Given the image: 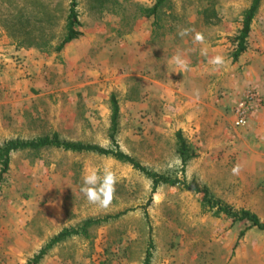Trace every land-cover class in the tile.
I'll return each mask as SVG.
<instances>
[{"label":"rangeland","instance_id":"1","mask_svg":"<svg viewBox=\"0 0 264 264\" xmlns=\"http://www.w3.org/2000/svg\"><path fill=\"white\" fill-rule=\"evenodd\" d=\"M155 1L76 0L80 35L57 50L69 0H0V145L55 132L110 148L113 95L120 151L181 178L180 132L194 154L186 180L264 222V0L235 59L251 0H166L153 24L141 8ZM94 173L109 174L96 197L103 206L81 192ZM123 211L56 244L39 264H142L149 241V264H264V231L213 214L199 194L166 185L153 193L127 163L55 148L10 154L0 264H25L61 229Z\"/></svg>","mask_w":264,"mask_h":264},{"label":"trees","instance_id":"2","mask_svg":"<svg viewBox=\"0 0 264 264\" xmlns=\"http://www.w3.org/2000/svg\"><path fill=\"white\" fill-rule=\"evenodd\" d=\"M166 0H156L151 7L141 8V13L146 18L152 17L153 24H156L157 14ZM261 0H251L249 6L244 10L241 20V28L238 31V35L235 37L236 49L233 53L235 59L245 50V41L250 31L251 22L259 8ZM76 0H69L65 26L64 36L57 46V50L63 48L64 45L76 40L80 35V32L76 30L75 26L78 24L77 12H76ZM118 119V106L115 97H110V133L109 137L112 143V147L104 148L95 144L73 142L61 139L57 133L53 132L50 135H44L42 137L34 139H9L4 141L0 145V181L2 176L6 173L9 165L10 154L20 150H38L43 148H55L62 151H68L73 153H95L98 155L109 156L123 163L131 165L134 169L141 172L146 178L151 181V192L162 185L177 186L185 191H191L201 196V204L208 210H212L213 214L230 219L232 222L245 221L250 227H254L258 230L264 231V222H261L259 218L248 210H234L231 206L214 199L205 186H199L194 180L187 181L184 177L185 167L187 162L194 157L193 151L189 150V146L181 136L180 132L176 133V153L179 158L180 174L181 178L173 177L164 173H156L150 171L134 158L120 151L116 145L114 136L117 130ZM126 211L119 212L115 215H108L97 219H87L81 225L71 228H63L57 234L49 239V241L40 248L25 264H39L41 259L47 254V252L56 244L74 236H85L87 229L92 226L101 225L107 223L109 220L115 219ZM152 242L149 241L147 250L145 251L142 264H149L152 251Z\"/></svg>","mask_w":264,"mask_h":264},{"label":"clouds","instance_id":"3","mask_svg":"<svg viewBox=\"0 0 264 264\" xmlns=\"http://www.w3.org/2000/svg\"><path fill=\"white\" fill-rule=\"evenodd\" d=\"M186 33H187V30H184V33L182 34H186ZM195 40L198 42L203 41L202 34H197L195 37ZM173 60L177 63L178 66L183 67L184 61L182 60L181 55L179 53H177L173 57ZM222 60H223L222 57H216L213 63L219 64L222 62ZM90 175L96 176L95 181H91L89 179ZM108 176H109L108 173H94V174H88L83 178L81 192L90 203L103 206L104 201H103L102 196L99 199L96 197H97V194L99 193V187L105 182L106 179H108ZM113 182H114V178H113Z\"/></svg>","mask_w":264,"mask_h":264}]
</instances>
